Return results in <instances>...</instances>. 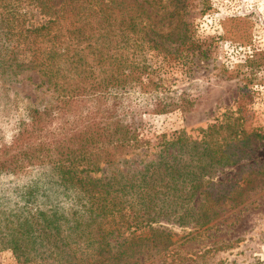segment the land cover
Segmentation results:
<instances>
[{
  "label": "trees",
  "instance_id": "16d2710c",
  "mask_svg": "<svg viewBox=\"0 0 264 264\" xmlns=\"http://www.w3.org/2000/svg\"><path fill=\"white\" fill-rule=\"evenodd\" d=\"M130 8L124 0H0V88L34 72L50 94L23 104L8 139L0 137V180L8 179L0 250L20 264H137L136 250L166 247L164 225L201 227L219 201L234 199L232 186L211 179L215 166L237 161L211 141L220 123L199 139L178 130L140 168L101 173L134 162L145 143L142 114L186 111L185 93L157 90L138 58Z\"/></svg>",
  "mask_w": 264,
  "mask_h": 264
},
{
  "label": "rangeland",
  "instance_id": "374dc122",
  "mask_svg": "<svg viewBox=\"0 0 264 264\" xmlns=\"http://www.w3.org/2000/svg\"><path fill=\"white\" fill-rule=\"evenodd\" d=\"M124 1L138 20V58L158 83L157 90L185 93L186 111L142 114L145 143L129 156L134 162L101 167V173L140 168L155 159L161 141L174 138L178 130L199 139L206 127L219 123L211 141L237 158L233 164L215 166L211 174L215 185L233 187V200L219 201L213 207L218 214L201 227L164 225L171 232L166 247L148 245L138 251L133 247L136 252L130 260L138 257L137 264H264V138L252 136L254 131L264 133V0ZM29 75L30 79L0 88V137L4 140L23 104L49 100V92L36 85L37 74ZM168 152L177 153L174 147ZM7 181L2 178L0 185ZM0 264L20 262L10 249H1Z\"/></svg>",
  "mask_w": 264,
  "mask_h": 264
}]
</instances>
